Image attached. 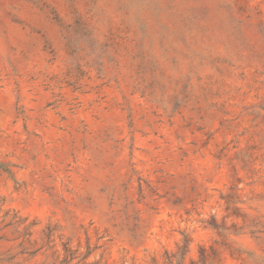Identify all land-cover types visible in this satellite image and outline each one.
I'll return each instance as SVG.
<instances>
[{
    "label": "rangeland",
    "instance_id": "rangeland-1",
    "mask_svg": "<svg viewBox=\"0 0 264 264\" xmlns=\"http://www.w3.org/2000/svg\"><path fill=\"white\" fill-rule=\"evenodd\" d=\"M0 264H264V0H0Z\"/></svg>",
    "mask_w": 264,
    "mask_h": 264
}]
</instances>
